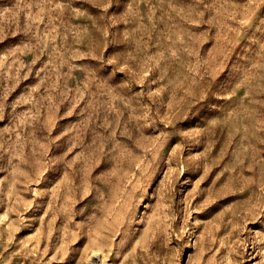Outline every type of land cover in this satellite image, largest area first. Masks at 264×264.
I'll use <instances>...</instances> for the list:
<instances>
[{
  "label": "rangeland",
  "instance_id": "1",
  "mask_svg": "<svg viewBox=\"0 0 264 264\" xmlns=\"http://www.w3.org/2000/svg\"><path fill=\"white\" fill-rule=\"evenodd\" d=\"M90 260L264 264V0H0V264Z\"/></svg>",
  "mask_w": 264,
  "mask_h": 264
},
{
  "label": "bare ground",
  "instance_id": "2",
  "mask_svg": "<svg viewBox=\"0 0 264 264\" xmlns=\"http://www.w3.org/2000/svg\"><path fill=\"white\" fill-rule=\"evenodd\" d=\"M94 255L99 256V253H98V252H94ZM99 262H100V261L96 262V261H94V260H90V262H89L88 264H102V262H101V263H99Z\"/></svg>",
  "mask_w": 264,
  "mask_h": 264
}]
</instances>
